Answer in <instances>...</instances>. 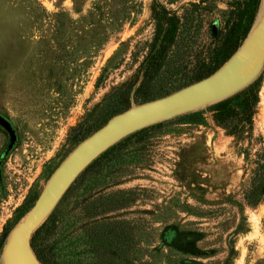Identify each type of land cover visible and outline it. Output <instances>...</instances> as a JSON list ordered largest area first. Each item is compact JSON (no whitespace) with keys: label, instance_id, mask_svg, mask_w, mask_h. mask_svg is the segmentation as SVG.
Instances as JSON below:
<instances>
[{"label":"rangeland","instance_id":"obj_1","mask_svg":"<svg viewBox=\"0 0 264 264\" xmlns=\"http://www.w3.org/2000/svg\"><path fill=\"white\" fill-rule=\"evenodd\" d=\"M200 1L0 0V114L16 136L3 152L0 128V264L10 231L79 142L143 103L135 91L153 100L185 87L233 23L250 26L253 0H210L198 37L164 45L162 10L184 22ZM148 70L155 77L141 90ZM259 159L264 65L228 98L107 149L32 234V248L47 264H264V197L254 207L244 200Z\"/></svg>","mask_w":264,"mask_h":264},{"label":"water","instance_id":"obj_2","mask_svg":"<svg viewBox=\"0 0 264 264\" xmlns=\"http://www.w3.org/2000/svg\"><path fill=\"white\" fill-rule=\"evenodd\" d=\"M264 65V1L246 37L213 73L166 96L133 105L112 116L79 142L47 180L33 206L12 228L2 264H42L32 234L48 218L76 178L102 153L145 127L220 102L250 84Z\"/></svg>","mask_w":264,"mask_h":264},{"label":"trees","instance_id":"obj_3","mask_svg":"<svg viewBox=\"0 0 264 264\" xmlns=\"http://www.w3.org/2000/svg\"><path fill=\"white\" fill-rule=\"evenodd\" d=\"M210 1V0H201L199 4H191L192 10H191V14L187 16L186 20L183 22L181 21V18L179 16H173V18H167V12H165V10H162V17L160 18V22L161 24L158 25V29H157V38L161 40L162 43H164V45L166 43H172L175 41H178V38H180V40H185L187 39V41H192L193 39H195L196 37H198L201 33V29H202V17L205 16V14H209L212 13V11L214 10V8L210 5L208 6H204L202 7L201 4H204L205 2ZM253 8L251 10V12L249 13V18H247V21L249 22V27L248 26H244L242 25V17L239 19V24H232L233 27H236V31L235 28L230 27L228 30H226V33L223 34L222 39L215 44L214 46H212L213 49H211L209 51L208 54V61L206 64H203V68L201 70V72H197L194 73V76L192 79H190L186 84H184L185 86L198 81L208 75H210L211 73H213L217 68H219L234 52L235 50L239 47V45L242 43H240L237 47H233L231 48L230 42L235 39L238 40L239 37H236L238 32L241 31V33L243 34V39L246 37L247 33L249 32L252 24L254 23L255 20V14H256V10L258 9L260 0H253ZM210 4V2H209ZM167 21H171L170 23ZM170 25V27L168 29H164L163 25ZM214 22L211 23V31H210V38L211 39H215L218 37V34H215V26H214ZM240 36V35H239ZM191 43V42H190ZM165 46H163L162 48H164ZM231 48V49H230ZM156 61V65L157 64H161L166 62V56L161 54L158 58H154V60ZM150 66L155 65V61H151L149 62ZM200 69V68H199ZM155 77V71L154 72H149L145 71V73L142 76V80L140 82V86L139 88L141 90L146 89L147 90V86L148 83L151 82V80ZM183 85V86H184ZM125 90V89H124ZM129 92L130 90H125L122 92L123 97H128L129 98ZM137 91H135L134 96H132L131 98L134 99L136 102L138 100H140V102H147L150 101L152 97L151 94L149 92L144 91L141 98L137 95ZM220 118H218L219 120ZM250 121L248 122L249 124V131L252 132V122H251V118L249 119ZM253 183L252 185H250L251 187L244 193V200L245 203L250 205V206H257L263 199L264 197V163L261 164V159H259L257 161V165L253 170ZM109 230L106 229L104 227V230L102 231L103 234V238L106 236H108ZM103 250H107L108 249V244L105 243V245H102ZM36 255L39 258L40 262L42 264H47L49 263V260H47V252L42 249L40 251L36 250Z\"/></svg>","mask_w":264,"mask_h":264},{"label":"flooded vegetation","instance_id":"obj_4","mask_svg":"<svg viewBox=\"0 0 264 264\" xmlns=\"http://www.w3.org/2000/svg\"><path fill=\"white\" fill-rule=\"evenodd\" d=\"M0 128L4 131L5 135L7 136V142L3 148V152H7V150H11V148L14 146L16 142V136L11 124L1 114H0Z\"/></svg>","mask_w":264,"mask_h":264}]
</instances>
